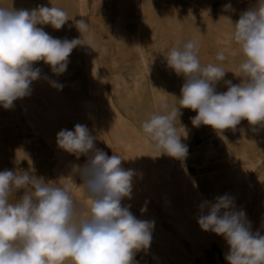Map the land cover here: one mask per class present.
<instances>
[{
  "label": "clouds",
  "instance_id": "1",
  "mask_svg": "<svg viewBox=\"0 0 264 264\" xmlns=\"http://www.w3.org/2000/svg\"><path fill=\"white\" fill-rule=\"evenodd\" d=\"M222 7L235 11L231 3ZM68 21L67 13L53 6L29 10L0 5V106L10 109L14 101L31 94L32 82L41 76L35 62L43 61L60 75L67 70L73 49L87 45L96 50L91 24L82 19L75 21L81 37L71 40L53 37L40 26L60 30ZM232 26V40L243 54L238 71L223 66L227 59L223 51L217 53L216 63L202 65L193 40H177L164 55L167 67L184 83L179 104L170 107L161 100L158 110L142 122L143 132L161 154L180 160L188 155V146L181 141L187 137L175 124L182 108L197 112L190 117L194 127L210 125L218 134L235 130L242 120L254 133L264 129V0H255ZM229 71L239 83L225 79ZM221 82L226 91L217 90ZM50 83L63 88L57 81ZM95 140L84 124L57 133L60 149L77 159L88 157L83 165H73L69 177L81 178L79 186L90 203L78 204L71 184H50L31 169L0 171V264H139L136 255L150 248L154 221L138 219L130 205L122 204L132 196L136 175L122 167L128 158L109 156ZM21 190L18 201L11 203L10 196ZM199 209L201 229L225 239L228 264H264V234L253 232L234 197L226 193L205 200Z\"/></svg>",
  "mask_w": 264,
  "mask_h": 264
},
{
  "label": "bare ground",
  "instance_id": "2",
  "mask_svg": "<svg viewBox=\"0 0 264 264\" xmlns=\"http://www.w3.org/2000/svg\"><path fill=\"white\" fill-rule=\"evenodd\" d=\"M97 1L91 0L95 5ZM186 1L188 2V8L200 9L203 15L202 22L192 16H180L176 11L172 14V10L180 7L176 5L175 0H147L143 3V6L137 5L135 8L137 14L133 18L135 31L131 34L126 31L125 27L128 20L124 15L125 8L120 10L121 16L115 23L113 32L107 40H104L101 34L104 30L103 27L99 31L92 27L93 31H91L90 38L95 43L96 50L87 46L88 62L92 66L90 91L100 94L103 91L102 85L106 79L108 66L115 70L113 97L111 96L104 105L106 115L102 118V123L103 127L115 137L117 144L126 145L130 149L137 150L139 141L145 143V145L152 143L149 136L142 134L134 125L130 126L126 123L119 109L132 111L133 114L136 113L137 118L144 121L158 110L161 100H167L169 95H179L181 97L184 78L177 76L172 69L168 68L164 58V55H167L177 40L196 41L199 45V57L202 65L216 63L217 53L223 51L227 56L223 66L227 70H239L243 57L236 56L238 52L236 53L233 47L235 42L232 40V22L238 21L240 13L253 4L255 0ZM87 2L88 0H81L82 15L86 14L82 16V20L86 23ZM227 3H231L235 11L225 12L222 6ZM212 8L216 10L215 17L208 16ZM107 46L115 48L116 54L110 56ZM231 71L227 72L226 77H231L229 79L233 83H239L240 79L235 77ZM226 77L225 79H228ZM34 82L37 85H42L46 83L45 77ZM217 90L226 91L227 87L221 82ZM177 104H179V100L169 106L172 107ZM89 106V103L85 102L84 107L89 108ZM187 110L191 109H181V111ZM28 113L29 108L23 102L14 103V107L10 109H4L0 106V124L4 125L3 127L0 126V171L5 169L17 171L15 166L11 165L15 162L25 164L26 170L31 169L33 171L31 163L32 159L35 158L36 163L43 172H55L57 170L56 164L72 154L58 147L57 134L32 129L35 122L34 117L38 113H29L30 117L27 116ZM190 117L182 125H180L182 118L176 122L178 131L187 137L185 139V136H182L181 141L189 148L196 137H204L203 146L190 157L192 169L186 170V175L183 178L176 180V176H174V179L169 182V185H172L176 181H183L181 184L182 194H180L184 198L182 197V199L179 196L178 199L183 200V202H180L181 205L186 203L183 206H185V211L188 210V212H184V214L190 216L187 204H191L190 208H194L193 210L199 213V205L207 200L200 193V186L196 183L197 171L203 173L205 168L212 170L214 167L220 173V175H216V179L221 183L218 185V190L212 193L213 198L226 193L234 197L236 207L243 209L247 218L252 222L253 232L260 230L261 234H264L263 221H260L258 226L253 224L257 219L255 212L261 210L259 205L262 204L261 199L257 197L261 191L262 177L259 175L260 171H256L258 169L256 166L262 163V169L260 170L264 172V129L254 133L251 131L252 126L249 125L248 121L242 120L235 130L225 129L220 134L216 133V141L214 142L211 136L207 135L212 127L210 125L194 127ZM52 124L59 130L57 121L53 120ZM129 130L134 134L136 133V136L132 135ZM22 145H29L32 150L23 149ZM166 156L168 161H175L174 157L167 154ZM10 159H13V161L11 162ZM126 164L125 162L122 164L124 169H126ZM72 168L73 164L66 163L63 167V173L67 174L68 177L71 176ZM142 170L139 169V172ZM133 178H137V175ZM185 178L189 180L188 184ZM206 179L210 184L215 185L212 176ZM79 185L77 187L81 190V195L77 196L78 202L90 203L83 188ZM254 188H257L256 191ZM72 189L74 194L78 193L73 185ZM163 189H166V187ZM207 232L216 237L221 243L224 252L223 263L228 264L225 259V254L228 252L225 239L213 232ZM142 254L144 258L145 256L147 258L148 253L144 254V251H142ZM149 257L151 261L144 264H169L157 250H154ZM67 264H71V261H68Z\"/></svg>",
  "mask_w": 264,
  "mask_h": 264
},
{
  "label": "rangeland",
  "instance_id": "3",
  "mask_svg": "<svg viewBox=\"0 0 264 264\" xmlns=\"http://www.w3.org/2000/svg\"><path fill=\"white\" fill-rule=\"evenodd\" d=\"M146 1L147 0H98L97 4L95 5L91 2V0H88V2L86 3V7L88 9L87 23L91 24V28H96V31H99V29L103 27L104 30L101 32V34L104 40H107L110 34L113 32L115 23L121 16L120 10L125 8L126 12L124 13V15L128 19L125 27L126 31L131 34L135 31V22L133 20V18H135L137 15L135 12V8L137 5L143 6V3ZM175 3L180 7L172 10V14L176 11L180 16H192L198 21L202 22L201 18H203V15L200 9L188 8V2L186 0H175ZM0 5L7 6L13 9L29 10L36 7L37 5L61 8L67 13L69 18L68 23L65 24L62 29L56 30L50 25L40 26L43 27L44 30L53 37L61 39L67 38L70 40L73 38L81 37V33L75 26V21L82 19L81 0H0ZM215 11V8H212L208 13V16L215 17ZM233 47L236 53L238 52L236 56L239 55L243 57L239 45L235 43V46ZM87 49V45L83 47L78 46L77 48L73 49L69 57L67 70L60 75L54 74L51 71L50 66L45 64L43 61L35 62L34 66L41 69L40 78L45 77L46 83L37 85L33 81L31 84V94L24 98L17 99L16 101H14V103L23 102L24 104H26V106H28L29 113H38L36 114V116L34 115L35 122L34 126H32V129L36 131L45 130L46 132L48 131L51 134H57L62 129L74 130L76 124L87 125L91 134L96 137V147L105 151L109 156L119 154L124 158H128L123 160V162H125V164L127 163L129 167H132L135 173H139V175L138 173H136L138 181H140L141 183L145 182L148 184V187H150V189L146 190L145 193H147V195H150V193L154 194L155 192V194L153 195L154 197L151 196L150 199L151 201L158 203V195H161L160 192L164 190V187L167 188L171 179H174L173 177L178 173H182L184 177L187 172L186 170H190V168L192 167L190 157L193 153H188L186 158H184L183 160L174 158L175 161L170 162L168 161L166 154L160 153V150L156 148L153 141L148 145H145V143L139 141L137 143V150L130 149L126 145L117 144L115 142V137L112 136V133L109 130L103 127L102 123V118L106 115V109L104 108V105L111 96L113 97L112 90L115 86V70L108 66L105 77L106 79L102 85L103 91L100 94L91 92L90 89L92 85V66L88 62L89 56ZM107 49L110 56L116 54L115 48L107 46ZM226 78L229 79L231 77ZM52 80L62 84L63 88L58 89L56 87H53L50 83V81ZM179 98V95H169L167 102L169 103V105H171L173 102L178 101ZM85 102L89 103V108L84 107ZM119 110L127 124H129L130 126L134 125L135 128L141 131L142 134L148 136L143 132V121L136 117V113L133 114L132 111H128L122 108ZM29 113L27 114L28 117H30ZM182 113L183 114L180 118H182L183 120L180 122V125L184 124L188 117L197 114V112L193 111L192 109L182 111ZM178 119L179 118L177 117L175 124ZM53 120L57 121L59 130L52 124ZM0 126L3 127L4 125L0 124ZM129 132L132 135L136 136V133L134 134L131 130H129ZM216 133L217 131L212 128L207 135H210L211 139H213L215 142ZM203 140L204 137H196L193 143H190V146H198L199 150L203 146ZM21 147L23 149L32 150V147H30L29 145H22ZM85 159L87 160L88 157L83 155L79 159H77L74 155L66 156L62 162L56 164L57 170L55 172L48 173L42 171L40 166L36 163L35 158L32 159L31 165L33 166V172L37 176L48 180V183L50 184L57 185L56 181H59L60 184L69 183L73 185V187H76V192L78 193H73V195L77 199V196L81 195V190L77 187V185H79V183H83V181L79 176L73 178V180L72 178H69L67 174L63 173V167L66 163L70 165H83L86 162L84 161ZM10 161L12 162L13 159H10ZM11 165L15 166L17 172L19 173H22L24 170H26V166L23 163L15 162L11 163ZM143 165H147V171L142 170V168L144 167ZM262 165L263 164L261 163L256 166V168H258L256 171H260L259 175L262 177L261 191L259 192V195H257L258 199H261L262 204L259 205V208L261 207V210H257L255 212L257 214V219L253 222L254 226L260 225V221L264 222V172L263 170H260L262 169ZM139 169L142 171L139 172ZM197 172L198 174L196 175L202 176L204 178H209V176H212L215 182V190H218V185L221 182H218V179H216V175H220L216 168L213 167L212 170H207V168H205L203 173H200L199 170ZM185 180L188 184L189 180H187L186 178ZM254 189L256 191L257 188ZM22 194L23 190H21L18 194L13 193V195L9 198L10 202L16 203L19 199L18 196ZM140 195H143L142 192L140 193ZM77 203L79 204L78 200ZM122 204L125 205V201L122 200ZM187 205L191 206V204ZM184 234L187 236L193 235L187 232H184ZM151 249L152 245H150V248L147 250V252H144V254L148 253L147 255L150 256V254L155 250ZM148 256L147 258L146 256L144 258L142 252H140L136 255V260L139 262V264H144L148 261H151V258H148ZM182 262L183 261H181L179 264H183Z\"/></svg>",
  "mask_w": 264,
  "mask_h": 264
},
{
  "label": "crops",
  "instance_id": "4",
  "mask_svg": "<svg viewBox=\"0 0 264 264\" xmlns=\"http://www.w3.org/2000/svg\"><path fill=\"white\" fill-rule=\"evenodd\" d=\"M198 148L195 145L190 146L188 153H195ZM122 166L124 167V165ZM125 166L126 170L131 169L127 164ZM143 166V170L147 171V165ZM180 178H183L182 173L176 175V180ZM182 182L176 181L162 190L161 195H158V203H156L150 199L155 192L154 194L150 193V195L145 193L146 190L150 189L148 184L133 178L132 196L123 201H125V205L131 206L130 211L138 219L154 221L152 248L160 252L169 264L180 263L181 261L184 262H182L183 264H224L221 243L216 237L202 230L197 223L200 212L196 213L194 208L187 206L190 210V216L184 214L188 210L185 211V206L180 204L183 200L178 199L179 196L184 198L181 195ZM196 183L200 186V193L208 201L215 200L212 195L213 192H216L214 184H210L208 179L199 175H197ZM141 192L143 195H140ZM183 205L185 204L183 203ZM182 230L193 235L187 236Z\"/></svg>",
  "mask_w": 264,
  "mask_h": 264
}]
</instances>
